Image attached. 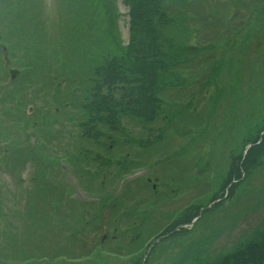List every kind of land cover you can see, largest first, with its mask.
Here are the masks:
<instances>
[{
  "label": "rangeland",
  "instance_id": "1",
  "mask_svg": "<svg viewBox=\"0 0 264 264\" xmlns=\"http://www.w3.org/2000/svg\"><path fill=\"white\" fill-rule=\"evenodd\" d=\"M163 4L184 33V39L173 40L175 47L191 60L189 66L200 68L171 77L178 87L164 97L172 104L163 105L154 123L160 128L159 148L151 156L142 153L140 169L126 177L116 167L124 163L117 146L109 156L116 169L99 176L85 175L56 155L75 152L79 145L80 124L90 122L83 116L88 110L79 106L90 85L89 67L100 53H124L128 8L122 0L0 4V264H24L32 257L51 260L33 264H69L56 256L74 258L94 249L120 256L103 253L82 264H214L264 239V158L235 194L206 207L222 191L236 157L264 128V0ZM11 16L35 42L34 57L24 62L40 67L41 77L34 71L10 79V70L21 71L20 57L13 58L20 29L14 28L8 40L2 32ZM60 59L65 64L51 71ZM43 75L45 80H37ZM41 81V89L29 85ZM121 118L124 132L141 133L127 116ZM125 135L116 133L115 145ZM103 136L95 143L104 149L109 139ZM144 180H150L149 187L156 184L154 195ZM135 195L142 198L140 205L131 201ZM189 202L205 209L193 226L163 235L138 260L131 259V252L179 218V209Z\"/></svg>",
  "mask_w": 264,
  "mask_h": 264
},
{
  "label": "trees",
  "instance_id": "2",
  "mask_svg": "<svg viewBox=\"0 0 264 264\" xmlns=\"http://www.w3.org/2000/svg\"><path fill=\"white\" fill-rule=\"evenodd\" d=\"M4 1L0 0V4H3ZM122 3L128 8V44L124 47V53L120 52V49H112L100 53L99 61H93L96 63L89 67L90 71L87 77L89 80L87 84L90 85L85 90L83 102H80L79 105L88 110L83 111V116L89 118L90 122L88 124L81 122L82 130L78 135L80 142L75 152H69V163L77 171L81 168L85 175L99 176L105 170H111L110 168L113 166L109 156L116 146L119 152L124 155L122 157L124 166L121 161L116 164L118 172L123 175H128L133 169L139 167L142 153L151 156L152 152H156L159 148L160 138H156L155 134L156 131H160V128L156 129L155 125L157 124L154 123H158V119L160 120L162 117L163 105L172 104V98L164 96L178 87L177 83L170 81L171 77L182 75L189 70V74L195 73L200 68L199 65L189 66L191 60H188L186 54L175 47L173 40L178 37L184 39V33L177 24V17L172 16L168 12L169 10H165L163 0H122ZM85 6H87L86 2L81 5L84 8ZM2 13L4 14V11ZM0 15L3 17L2 14ZM41 22L45 29V23L43 20ZM4 24L5 27L2 30L4 39H11L9 36L14 28L20 29L21 32L16 39L14 38L19 48L16 49L13 58L20 57L18 64L25 69V74L34 76L33 73L36 71L37 77H41L40 67H37L35 63L24 62L26 59L31 60L34 57L35 42L25 34L16 17H9L4 21ZM62 26L65 27L64 24ZM58 62L50 67L51 71L58 72L65 64L64 59H60ZM41 79L45 80V75L37 80ZM123 115L127 116L135 125L140 126L141 133H136L133 136L124 132L121 118ZM260 131L255 139L249 142L251 146L246 155L243 156L242 151L236 157L233 168L228 172L222 185V191L210 199L206 204L207 208L216 200L219 202H216L212 207L221 204L224 198H230L235 194L237 186L245 181L248 175H253L254 171L261 166L260 161L264 158V128ZM103 133L105 137L107 135L106 139H109L107 140L108 144L103 145L104 149L99 145L96 146L97 143H95V141H99L100 137L104 138ZM116 133H120V137L127 133L124 138L118 141L117 145H115L117 140L114 139ZM138 146H141L143 150L138 149ZM100 150L102 151L99 152ZM103 178L101 186L105 187L107 181L105 177ZM48 180L51 179L48 177ZM48 180L45 181L46 184L49 183ZM144 183L149 189V184L146 181ZM231 183L227 193V188ZM108 197H111V194ZM202 208L198 204L191 206L162 235L168 236L183 225L191 224L200 215ZM175 234L176 232L172 236ZM146 242L147 240L138 249L143 247ZM138 259L136 258V260ZM263 261L264 239H258L248 242L238 252L224 256L214 264H263Z\"/></svg>",
  "mask_w": 264,
  "mask_h": 264
},
{
  "label": "water",
  "instance_id": "3",
  "mask_svg": "<svg viewBox=\"0 0 264 264\" xmlns=\"http://www.w3.org/2000/svg\"><path fill=\"white\" fill-rule=\"evenodd\" d=\"M15 73H16V72H12L13 77L15 76Z\"/></svg>",
  "mask_w": 264,
  "mask_h": 264
}]
</instances>
